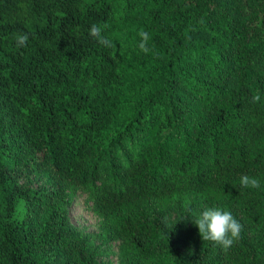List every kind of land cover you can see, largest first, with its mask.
Returning <instances> with one entry per match:
<instances>
[{"label":"trees","instance_id":"16d2710c","mask_svg":"<svg viewBox=\"0 0 264 264\" xmlns=\"http://www.w3.org/2000/svg\"><path fill=\"white\" fill-rule=\"evenodd\" d=\"M75 193L121 264H264V0H0V264H106ZM208 207L242 225L227 251Z\"/></svg>","mask_w":264,"mask_h":264},{"label":"clouds","instance_id":"9594fccd","mask_svg":"<svg viewBox=\"0 0 264 264\" xmlns=\"http://www.w3.org/2000/svg\"><path fill=\"white\" fill-rule=\"evenodd\" d=\"M104 28L100 25L93 24L89 29L91 35L100 45L115 49L116 45L110 38L103 35ZM140 37L139 49L145 54L152 49L148 46L150 35L143 29L138 32ZM17 48L27 47L29 35L18 33L14 37ZM261 100L257 92L252 97V102L258 103ZM241 186L244 188H259L260 181L256 177L242 175L240 177ZM194 225L198 227L199 234L204 241L213 242L221 246L225 251L231 248L239 241L241 236L242 225L229 210L218 207H208L202 210L192 219Z\"/></svg>","mask_w":264,"mask_h":264},{"label":"rangeland","instance_id":"374dc122","mask_svg":"<svg viewBox=\"0 0 264 264\" xmlns=\"http://www.w3.org/2000/svg\"><path fill=\"white\" fill-rule=\"evenodd\" d=\"M19 176V175H18ZM20 181H28L33 188H38L40 185L49 186L44 175L31 172L28 176H19ZM69 216L72 224L85 233L92 234L93 241L99 245L102 250L108 246L112 248L110 252L100 254L97 258L100 262L106 264H121L119 251L116 248L114 241L105 240L97 234L101 229L99 218L94 215L84 203V195L75 193L72 195L71 204L69 206Z\"/></svg>","mask_w":264,"mask_h":264}]
</instances>
